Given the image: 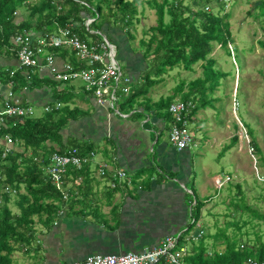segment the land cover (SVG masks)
Returning a JSON list of instances; mask_svg holds the SVG:
<instances>
[{
	"label": "trees",
	"instance_id": "1",
	"mask_svg": "<svg viewBox=\"0 0 264 264\" xmlns=\"http://www.w3.org/2000/svg\"><path fill=\"white\" fill-rule=\"evenodd\" d=\"M143 1L0 0V54L8 57V54H13L12 49L15 46L12 39L17 33L31 32L33 38L37 39L45 34H56L65 28H71L87 43L101 42L105 36L116 46L117 52L116 43L124 52L126 48L121 41L123 38L113 39L112 31L124 33L125 39L132 44L136 38L134 25L139 21L137 19L138 5ZM209 2L210 0L201 2L204 9L207 6L205 4ZM147 3L157 10V24L144 30V38L140 40L139 50L134 49L140 56H132L129 60V71L123 73L124 78L131 79L132 85L130 95L121 106L126 104L124 107L120 106V113L123 114L122 110L143 108L154 111L158 116L162 115L163 120L171 125L174 121L169 107L178 101L176 100L178 95L181 96V101L195 106L191 117L196 116L200 109L213 106L209 92H213L223 78V72L215 68L216 60L210 57L216 44L224 47L229 55L231 51L233 53L236 51V63L243 60L238 47L234 45L232 32L229 29L230 15L228 13L223 16L204 9L193 11L189 7L183 8L182 0H163L161 3L158 0H150ZM259 8L260 12L255 15V19L262 20L264 0ZM85 15L87 18L94 19L89 29L86 26ZM229 45L232 46V50ZM260 45L264 47V39L260 41ZM51 51L63 61L74 65L78 63L75 53L71 50L51 49ZM198 62H203L202 66L206 74L204 79L199 78L191 83L188 92L184 91L185 81H181L175 87L173 95L153 102L149 96L152 89L164 81V76L170 70L181 66L185 70H191L192 65ZM4 67L0 63V80L7 83L10 79V70L5 72L6 67ZM24 69L13 78L15 94L20 97L25 106L34 109L35 103L30 104L27 98L32 91L40 90V93L48 94L46 98L49 103L44 105V110L47 106L52 109L45 111V114L40 117H36L34 113L31 117L6 119L0 128V140H2L0 141V264H12V256L15 252L26 254L34 252L33 254L38 256L42 251L39 236L50 235L53 230L55 231L58 226L56 223L62 221L59 212L63 209H65L64 216L68 219H81V223L85 221V224L91 225L89 229H103L105 233L109 232L111 235L116 234L117 231L126 230V226L130 225L131 227L125 231V234L130 236L133 232L129 229L133 228V224L121 223L117 216L113 224L105 221V218H108L106 215L98 210L93 211L95 208L93 204L97 201H90V197L97 194L93 185L101 184L103 181L111 185V180L120 184L113 178V173H107V178L97 179L91 163L85 164L80 170L70 168L63 185L64 192H61L44 169L50 164V158L54 153L67 154L76 150L77 155L83 156L93 151L98 152V141L94 140V135L90 132L87 133L91 126L85 127L84 121L81 123L82 119L89 116V113L74 106L76 94L84 93L83 88L79 91L75 89L71 81H56L51 74H40L36 69ZM241 83L242 81L238 85L237 97L241 96ZM58 104H61L59 108H57ZM111 112L114 116L120 115L114 110ZM238 116L247 130L251 140L250 145L258 163L264 164V157L251 125L243 116L240 114ZM235 126L238 128L237 125ZM79 131L84 132L82 138L79 137ZM95 132H98V129ZM6 135L12 138V144L3 143ZM239 140L240 136L236 135L232 143L237 144ZM102 152L105 156H110L111 153L107 148ZM170 179H174L173 175L166 174L165 177L159 176L158 181ZM254 182L257 185H264V182L259 183L257 179ZM229 185L232 186L231 183ZM235 186L238 191H241L240 184ZM188 189L192 191L194 197L187 195L189 205L192 207V216L200 219L204 201L198 197L196 190ZM65 191L68 194V201L63 198ZM14 196L16 199L12 201ZM108 203L112 204V200L109 199ZM11 205L16 207L18 212H14ZM77 205L82 207L78 209ZM244 208L260 218L264 217L256 210L250 209L246 203ZM38 224L43 226L44 231H38ZM38 233L41 234L38 236ZM85 233L90 234L89 231ZM214 238L212 255L209 254V248L205 243L207 238L204 236L197 245L192 244L186 261L190 264H231L242 263L249 257L264 260V243L262 242L259 243L258 248L245 246L241 249L236 239L227 236L225 230H220ZM222 238L226 246L221 252L218 249L221 246L218 241ZM153 244L154 242H151L149 247ZM130 248L136 247L130 246ZM95 253L98 251L93 249L89 254Z\"/></svg>",
	"mask_w": 264,
	"mask_h": 264
},
{
	"label": "rangeland",
	"instance_id": "2",
	"mask_svg": "<svg viewBox=\"0 0 264 264\" xmlns=\"http://www.w3.org/2000/svg\"><path fill=\"white\" fill-rule=\"evenodd\" d=\"M147 1L150 0H144L138 5L137 19L139 21L134 25L136 38L132 41V44L125 39L124 33L112 31L113 39L123 38L121 41L126 48L123 52L121 46L116 43L118 47L116 58L124 74L127 70L129 71L130 58L140 56L134 49L139 50L140 40L144 38V30H148V28L157 24V10L154 6H150ZM202 1L182 0V6L183 8L189 7L193 11H200L204 9L201 4ZM262 1L210 0L209 3L205 4L207 6L204 10L207 12L212 11L223 16L227 13L230 15L228 18L229 29L232 32L234 45L238 47L241 53L243 62L236 63V51L235 53L231 51V55H229L220 44L214 46V51L210 57L216 60L215 68L223 72V78L219 86L213 92H209V98L212 100L213 106L200 109L197 113L198 119L201 121L202 133H195L194 131V128L200 123L192 121L189 124L191 134L202 140V147L193 149L192 154L203 162L194 167V175L191 174L190 182L168 180L173 188L176 187L175 189L181 191L184 196L189 194L190 197H193L191 190L188 189L193 188L196 190L198 197L204 201L201 220L207 238L205 243L209 248L210 255H212L211 250L215 243L214 236L220 230H225L227 236L236 239L241 249H244L245 246L258 248L260 242L264 243V217L260 218L244 208L246 203L250 209L264 215V185H257L254 182L255 179L259 183L264 182V164L258 163L250 145L251 140L247 130L238 116L239 114L243 116L251 125L264 157V47L260 45V41L264 39V18L262 20L255 19V15L260 12L259 6ZM158 2L161 3L163 0H158ZM86 19L89 20L90 18L86 16ZM88 44L92 43L89 42ZM229 48L232 50L231 45H229ZM128 54L129 56H127ZM202 64L203 62H198L192 65L191 70H185L182 66L170 70L166 75L164 74V81L153 88L149 96L155 102L162 97L171 96L175 93V87L181 81H185L184 91L188 92L191 83L199 78L204 79L206 77ZM243 65L244 69H242ZM11 68L15 70L18 69V66H12ZM21 72L18 71V73ZM241 81V96L237 97L238 85ZM72 83H74L76 90L82 91L84 83L81 80ZM176 98L181 99V96L178 95ZM33 110L36 117L45 114L43 106H35ZM236 135L240 136V140L237 144H233L232 139ZM164 136L167 137V132ZM0 141L2 142V140ZM95 160L96 163H100L97 157ZM92 166L94 172L97 173V164H92ZM179 182L184 183L187 187H183ZM230 183L232 186L229 185ZM236 184L242 186L241 191H238ZM170 194L172 195L173 192H170ZM14 199H16V196L13 197L12 201ZM179 200H181V195ZM90 201H93L91 197ZM96 206L102 208L103 211L109 207L105 202H99L98 205L94 204L95 208L93 207V210L100 212L102 210L96 208ZM81 207L82 205L76 206L78 209ZM11 208L14 212H18V209L13 205H11ZM190 211L191 208L186 209L187 224L190 221ZM61 212L63 213L61 214ZM64 214L65 211L59 212L62 221H58L59 224L56 223L58 226L55 231L60 233V236L53 238L51 244H49L48 235L42 236L41 233H38L42 245L40 254L35 256L34 252L32 254L15 252L12 256V264H35L36 262L39 264L47 262L49 264L50 255L46 250L50 249L51 254H56L61 240L65 242L64 247L80 249L87 253L86 255H89L93 249L102 254H106L104 251L108 252L109 250H115L116 254H124L129 250L138 251L151 242H159L152 239L133 240L127 237L125 231L128 227H131L130 225L126 226V230H120L111 235L109 232L108 234L105 233L103 229H89L91 228L90 224H85V221L81 223V219H68ZM110 220V218H105V221ZM174 226H176L175 223L171 227ZM129 230L133 231L132 229ZM38 231H44L43 226L40 224H38ZM85 231H89L90 234H86ZM160 234L161 232H158L156 236ZM219 240L218 243L221 246L218 249L222 252L226 246L225 240L224 238ZM53 246H56V249ZM130 246L136 248L131 249ZM192 246V244H189V250ZM117 247L119 249L116 250ZM26 249L28 248L26 247ZM72 253L74 256L79 254L75 250Z\"/></svg>",
	"mask_w": 264,
	"mask_h": 264
},
{
	"label": "crops",
	"instance_id": "3",
	"mask_svg": "<svg viewBox=\"0 0 264 264\" xmlns=\"http://www.w3.org/2000/svg\"><path fill=\"white\" fill-rule=\"evenodd\" d=\"M8 55L9 57L0 54V63L6 67H4L5 72L11 70L10 67L12 66H18L15 54ZM57 60L60 65L61 60ZM39 91L35 90L29 93L27 101H30V104L35 103V106L44 107L45 104L49 103L46 98L48 94ZM176 100L181 99L177 98ZM153 102L155 101L153 100ZM74 103V106L89 113V116L82 119L81 123L84 121L85 127L91 126V129L86 131L94 135V140L98 141L99 149L96 152L98 161L107 162L112 168L111 170H123L127 173L128 182L126 183L112 186L103 181L101 184L93 185L95 193H97L91 197L93 201H97L94 204L98 205L99 202H105L109 205L104 211L98 206L102 210L101 214L110 218L112 224L115 222V216L120 218L121 223L133 224V233L130 236L134 240L152 239L160 241L176 235L188 222L186 209L190 208V205L187 195L184 196L181 191L175 189L176 187L173 188V185L168 181L159 182L158 178L168 174L174 177L171 181L184 180L190 182L191 174L194 175V167L203 162L192 154L193 149L202 147V140L197 139L192 134L196 139L197 146L179 152L169 140L171 125L163 120L162 115L158 116L154 111H147L143 108H134L133 110H122L121 108L124 116H114L110 109L106 106H100L84 93L76 94ZM125 104L122 106L124 107ZM196 116H193L190 123L192 121L200 123L194 128V131L195 133H202L201 121L198 119V115ZM97 129L98 132H95ZM165 132H167L166 138ZM82 133L84 132L79 131L80 138L83 137ZM105 148L111 151L110 156L103 154L102 150ZM112 158L113 161H111ZM157 170L162 172L158 174ZM94 173L96 178H101L96 172ZM179 183L183 187H187L184 183ZM170 192L173 194L171 195ZM188 192L190 191L188 190ZM180 195L181 200H179ZM109 199L112 200V204L108 203ZM174 223L176 226L171 227ZM158 232L161 234L156 236ZM58 236L60 233L57 231L48 235L49 244L53 238ZM59 243L60 246L57 248L56 254H51L50 249L46 250L50 255L49 264H72L76 259L87 256V253L80 249L64 247L65 242L62 240ZM154 244L157 243L154 242ZM53 247L56 249V246ZM117 249L119 248L117 247ZM73 250L79 254L74 256ZM114 251L104 252L116 254Z\"/></svg>",
	"mask_w": 264,
	"mask_h": 264
},
{
	"label": "built area",
	"instance_id": "4",
	"mask_svg": "<svg viewBox=\"0 0 264 264\" xmlns=\"http://www.w3.org/2000/svg\"><path fill=\"white\" fill-rule=\"evenodd\" d=\"M93 22L92 18L86 20L88 29ZM12 43L15 46L12 52L16 56L18 69L10 70V79L7 83L0 80V100L2 99L0 128L6 119L34 115L33 108L25 106L13 90L15 85L13 78L18 71H24V68L36 69L40 74L47 72L60 82L81 80L84 83L83 91L87 96L93 98L100 106H106L116 114L124 116L120 113V106L131 93V79L124 78L122 67L116 58V46L105 36L101 42L88 44L71 28L61 29L56 34H45L37 39L33 38L31 32L24 31L22 34H15ZM51 49L71 50L76 55L77 65L61 60ZM57 59L61 60L60 65ZM60 106L61 104H58L57 108ZM194 108L192 103L181 100L175 101L169 107L174 121L169 130V140L179 152L197 146L189 129L190 121L193 119L190 115ZM51 109L50 106L45 107L46 112ZM3 141L9 145L13 143L10 135H6ZM96 157L97 153L94 151L83 156L77 155L76 150L67 154L54 153L50 158V164L44 169L61 192H64L63 185L69 169L80 170L88 163L97 164V174L101 178H107V173H113V178L120 184L128 182L125 171L110 170L107 162L96 163ZM111 185L116 186L117 183L111 180ZM63 198L68 201L66 191ZM190 208L189 223L176 235L166 237L156 245L124 254L87 255L72 264H190L186 261L190 255L189 244L197 243L205 236L202 217L193 218L192 207ZM231 264H264V260L249 257L242 263Z\"/></svg>",
	"mask_w": 264,
	"mask_h": 264
},
{
	"label": "clouds",
	"instance_id": "5",
	"mask_svg": "<svg viewBox=\"0 0 264 264\" xmlns=\"http://www.w3.org/2000/svg\"><path fill=\"white\" fill-rule=\"evenodd\" d=\"M196 140V139H195ZM187 150H190V149H187ZM182 152V151H181ZM98 156V155H97ZM192 192V191H191ZM65 209H63L64 211ZM199 242V241H198ZM194 244H197V243H194ZM153 246V245H152ZM98 254H102V253H98ZM106 254H113V253H106ZM89 255H92V254H89ZM86 257V256H85ZM84 258V257H83ZM82 259V258H81ZM77 260V259H76ZM74 262V261H73Z\"/></svg>",
	"mask_w": 264,
	"mask_h": 264
},
{
	"label": "flooded vegetation",
	"instance_id": "6",
	"mask_svg": "<svg viewBox=\"0 0 264 264\" xmlns=\"http://www.w3.org/2000/svg\"><path fill=\"white\" fill-rule=\"evenodd\" d=\"M129 238H132L131 236Z\"/></svg>",
	"mask_w": 264,
	"mask_h": 264
}]
</instances>
